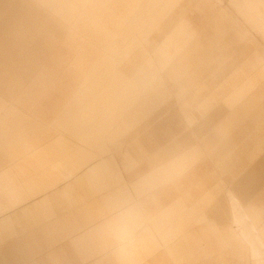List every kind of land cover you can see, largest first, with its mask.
<instances>
[{
	"label": "crops",
	"instance_id": "1",
	"mask_svg": "<svg viewBox=\"0 0 264 264\" xmlns=\"http://www.w3.org/2000/svg\"><path fill=\"white\" fill-rule=\"evenodd\" d=\"M221 3L0 0V264H264V0Z\"/></svg>",
	"mask_w": 264,
	"mask_h": 264
},
{
	"label": "rangeland",
	"instance_id": "2",
	"mask_svg": "<svg viewBox=\"0 0 264 264\" xmlns=\"http://www.w3.org/2000/svg\"><path fill=\"white\" fill-rule=\"evenodd\" d=\"M221 5L226 8L227 10H229L230 12H232V15L235 16V18H237L238 20H240L243 24L244 22L242 21V18L238 15H236V13L233 11L232 7L229 5V0H222ZM248 31H249V35H251L253 37V39H255L261 46H262V50L264 51V40H262L258 34H256L253 30H251L249 27H247L246 25H244ZM244 45V44H243ZM242 44H239L236 48L239 50L240 48L243 47ZM172 104V103H169ZM239 218V216H237ZM242 218V217H241ZM259 248L261 249V246H259ZM256 249V248H255ZM261 251V250H260ZM262 252V251H261ZM261 257V258H260ZM259 258L262 260V256H260L259 254ZM260 260V261H261ZM262 264V261H261Z\"/></svg>",
	"mask_w": 264,
	"mask_h": 264
},
{
	"label": "bare ground",
	"instance_id": "3",
	"mask_svg": "<svg viewBox=\"0 0 264 264\" xmlns=\"http://www.w3.org/2000/svg\"><path fill=\"white\" fill-rule=\"evenodd\" d=\"M142 22V21H141ZM240 216H242L241 214H239ZM236 221H237V223H241V224H243V226H244V224H245V222H246V218H245V216L243 215V217L241 218V217H236ZM246 234H248V238H249V242H251V245H252V248H253V250H254V253H255V255L256 256H258L259 257V253H258V251H257V249H255L256 248V245H255V243L254 242H256V237L253 235V232L252 233H249L248 231H246ZM261 256V255H260ZM261 258V257H260ZM261 260V259H260ZM262 261V260H261ZM260 264H261V262H260Z\"/></svg>",
	"mask_w": 264,
	"mask_h": 264
}]
</instances>
